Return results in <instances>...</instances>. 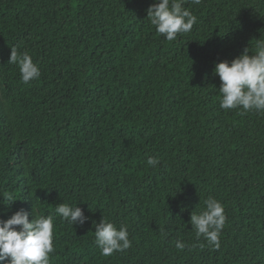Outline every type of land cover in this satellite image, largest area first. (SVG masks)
Segmentation results:
<instances>
[{
  "label": "trees",
  "instance_id": "16d2710c",
  "mask_svg": "<svg viewBox=\"0 0 264 264\" xmlns=\"http://www.w3.org/2000/svg\"><path fill=\"white\" fill-rule=\"evenodd\" d=\"M153 3L0 0V220L54 215L50 264H264V113L222 109L214 73L254 54L264 0H186L197 23L174 41ZM11 49L38 79L22 81ZM208 198L226 216L219 248L190 223ZM60 203L89 219L72 226ZM102 218L131 247L102 255Z\"/></svg>",
  "mask_w": 264,
  "mask_h": 264
},
{
  "label": "clouds",
  "instance_id": "9594fccd",
  "mask_svg": "<svg viewBox=\"0 0 264 264\" xmlns=\"http://www.w3.org/2000/svg\"><path fill=\"white\" fill-rule=\"evenodd\" d=\"M186 0H154L149 6L147 17L155 30L166 40L174 41L178 34L188 33L197 23V17L183 5ZM199 4L200 0H191ZM249 48L229 61L215 65L214 73L221 83L220 107L222 109L254 110L264 113V39H255V52L249 54ZM9 62L18 64L24 83L38 79L40 69L27 53L18 54L11 49ZM160 163L158 157H149L147 164L155 168ZM15 200H10V202ZM9 202V203H10ZM29 215H32L29 221ZM55 215L69 224L82 226L89 218L77 206L60 203L55 207ZM54 215H40L34 218L33 209L29 213L24 209L14 212L10 218L0 220V264H50V253L54 251L53 232ZM226 216L223 205L214 198L205 201V210L191 213L190 223L197 237L203 236L214 248L220 246V234L224 228ZM95 240L104 256L122 252L131 247L129 233L125 226L117 228L112 222L102 218L95 225ZM183 250L186 245L176 242Z\"/></svg>",
  "mask_w": 264,
  "mask_h": 264
}]
</instances>
